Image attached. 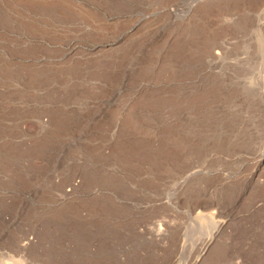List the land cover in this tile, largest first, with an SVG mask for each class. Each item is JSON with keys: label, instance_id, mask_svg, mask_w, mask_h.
<instances>
[{"label": "rangeland", "instance_id": "rangeland-1", "mask_svg": "<svg viewBox=\"0 0 264 264\" xmlns=\"http://www.w3.org/2000/svg\"><path fill=\"white\" fill-rule=\"evenodd\" d=\"M0 264H264V0H0Z\"/></svg>", "mask_w": 264, "mask_h": 264}, {"label": "bare ground", "instance_id": "bare-ground-1", "mask_svg": "<svg viewBox=\"0 0 264 264\" xmlns=\"http://www.w3.org/2000/svg\"><path fill=\"white\" fill-rule=\"evenodd\" d=\"M211 2V1H210ZM214 2V1H213ZM231 6V5H230ZM208 7H210V6H208ZM229 7V6H228ZM227 8V7H226ZM232 8H233V6H232ZM231 8V9H232ZM236 8V7H235ZM209 9V8H208ZM222 8H220V10H221ZM225 9V8H224ZM230 9V8H229ZM235 10V9H234ZM221 11H223V10H221ZM229 10L228 9H226L225 10V12H228ZM233 10H231V12H232ZM250 11V10H249ZM224 12V11H223ZM234 12H236V11H234ZM233 14V13H232ZM238 14V13H237ZM225 14H223V16H224ZM226 16H229V14H227V15H225V18H222V16H221V18L223 19L222 20V22L221 21H219V22H221V24H220V26L222 27H224V25L225 24H227V23H229V22H231L230 21V18L231 17H229V18H227ZM234 16V15H233ZM233 21H234V18H233ZM220 27V28H221ZM234 28V27H233ZM220 40H222L221 42H219V43H217V42H212V44H210V46L208 47V49L205 51V55H206V57L208 58V60H209V65L210 66H217L218 64H227V60L226 59H228V58H226V55H227V46H228V43H230V42H228V40L227 39H220ZM219 40V41H220ZM216 49H218L216 52L214 51V50H216ZM240 59V58H239ZM236 61V60H235ZM238 61V60H237ZM240 61V60H239ZM238 61V62H239ZM237 62V63H238ZM229 63V62H228ZM234 64V63H233ZM236 65V64H235ZM230 67V66H229ZM236 69V68H235ZM191 175H194V172L193 173H191ZM209 247V244L208 245H205V249L207 250V248Z\"/></svg>", "mask_w": 264, "mask_h": 264}]
</instances>
